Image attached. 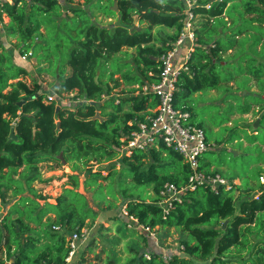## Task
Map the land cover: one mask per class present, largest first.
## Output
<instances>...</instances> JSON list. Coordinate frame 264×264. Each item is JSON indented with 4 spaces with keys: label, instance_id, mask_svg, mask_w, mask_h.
Masks as SVG:
<instances>
[{
    "label": "trees",
    "instance_id": "1",
    "mask_svg": "<svg viewBox=\"0 0 264 264\" xmlns=\"http://www.w3.org/2000/svg\"><path fill=\"white\" fill-rule=\"evenodd\" d=\"M74 1L0 2V199L5 202L7 191L18 196L9 210L0 214V264L65 262L69 237L92 226L98 210L76 190V173L65 174V186L54 203L40 204L37 198L45 197L37 193L34 183L53 178L43 177V164L50 169L67 164L75 171L79 164L90 161L101 165L96 170L88 168L86 185L102 192L108 182L98 180L113 181L115 177L122 195L121 216L109 220L123 218L131 230L144 235L155 232L159 240L171 229L177 232L179 245L173 253L137 250L132 245V254L123 264H264V183L259 180L264 168L254 179L257 185L232 183L237 176L231 174L226 176L230 189L186 188L182 201L164 213L159 204L164 184L186 185L189 164L161 140L149 149L134 148L129 154L121 147L138 122L145 120L143 111L157 104L154 93L142 88L158 79L159 56L171 48L182 28L185 1L116 0V10L112 8L114 0ZM191 10L206 19L195 24L196 40L186 62L188 70H182L177 78L174 106L189 111L194 122L189 99L204 90L222 91L227 99L239 101L240 113L250 111L246 100L264 103V0H196ZM96 12L114 20L97 19ZM69 18L75 21L69 25L70 37L52 43L56 55H63L61 59L37 58L46 63L41 71L56 78L50 90H43L38 82L26 79L28 69L21 64V54L31 52L32 57L35 47H50L45 39L49 23L54 21L51 29L61 33ZM135 22L138 26L133 27ZM155 26L172 32L153 31ZM125 48L135 50L128 54ZM118 53L131 56V61L118 62L114 57ZM106 71H110L108 80H103ZM121 85L114 98L111 91ZM253 86L256 90H251ZM51 90L53 97L48 100ZM70 92H76L78 98L73 108L57 102ZM102 100L104 103H99ZM125 103L130 109H123ZM108 106L111 110L104 112ZM97 109L102 110L101 118H94ZM11 126L16 139L9 141ZM203 154L199 168L207 174L224 175L213 169L210 161L201 164ZM136 185L150 188L149 200L134 191ZM111 195L115 199L114 192ZM96 197L101 210L115 205L103 192ZM115 240H109L110 244ZM111 253L107 263L118 264V252L112 248ZM76 257L77 252L76 263H86L84 255L79 260Z\"/></svg>",
    "mask_w": 264,
    "mask_h": 264
},
{
    "label": "rangeland",
    "instance_id": "2",
    "mask_svg": "<svg viewBox=\"0 0 264 264\" xmlns=\"http://www.w3.org/2000/svg\"><path fill=\"white\" fill-rule=\"evenodd\" d=\"M60 1L62 4L64 3V0ZM74 2L76 4H81L83 0H75ZM84 8L87 11H91L88 5H84ZM3 18L4 21L8 20L6 15H3ZM96 18L104 21L112 19L103 17L102 15L99 16L98 12H96ZM205 19L204 16L197 15L195 21L196 23H199ZM67 22V25L61 30V33H59L60 31L56 28L51 29V27L55 25V22H50L46 29L47 34L45 39L48 41L49 46H51L48 48L35 47L34 56L27 58L21 63L28 69L26 79L38 82L43 90H50L56 81V78L46 71H41L46 68V63H39L37 58L48 56L55 61L61 59L63 55H56L52 43L53 40H59V37H70L69 25H73L75 21L74 19L69 18ZM136 26H138V24L136 22L133 23V27ZM159 28H163V26H155L153 27V31L158 30L162 32ZM0 29H2L1 26ZM4 43L7 47H11V44L6 42V40ZM124 50V53L131 54L135 49L125 48ZM14 51L15 54L17 53L18 55L17 49ZM124 53L114 55L118 62L131 61V56L125 55ZM107 67L111 70L109 66ZM104 69L105 66L102 70L104 71ZM68 72L69 67H66L65 74ZM109 73L110 71H106L103 80H108ZM114 76L118 77L119 74H115ZM120 82L122 83L121 79ZM109 84L112 85L113 82L109 81ZM121 88H123V85L113 89L111 95L116 98ZM251 90H256V86H253ZM75 95L76 92L65 93L62 98L57 99V102L73 108L78 100ZM262 97H264V95ZM104 100L100 103H104ZM236 102L239 101L227 99L225 93L222 91L219 92L218 90H204L190 97L189 103L193 108V120L195 123L202 124L209 146V150L204 154L202 153L203 156L200 162L203 164L210 161L213 165L212 168L223 173L224 175L222 176L226 179L227 175H236L237 178L234 179L236 184H245L248 182L256 184L254 179L257 180V174L264 168V117H260V113L264 109V103L256 102L254 100H246V102H250V111L247 113H240V108H237ZM110 110L111 107L108 106L104 112H109ZM100 111L102 110H96L99 115ZM257 119H259V124L255 125ZM250 135L252 137H250ZM231 150H234V153ZM100 165L101 164L96 163L95 161H90L88 165L79 164V168L72 171L67 164L54 169H50L47 164H43L40 166L43 177L53 178L46 183H34L37 193L45 197L37 198L38 202L40 204L45 201L54 203L55 197L61 193L65 186L64 182L67 179L65 174L76 173L79 178V185L76 190L84 194L88 199L89 204L94 209L98 210V217L93 225L86 227L88 231L87 236L80 240L79 247L76 251V258L79 260L82 255H84L87 258L85 264H108V258L113 257L111 253L112 248H115V251L118 252L116 262L118 264H123L126 258L132 254L131 251H129L132 245L137 250L146 249L147 251L148 249H152L165 254L173 253L179 245L177 241V232H175L174 229H171L172 231L168 236L164 237L163 240H159L158 235L155 232L153 234L148 233V235H144L143 233L131 230V225L126 224V220L123 218H121L122 221L113 219L109 220L113 215L118 214L121 216L120 212L122 209V195L115 177L113 181L112 179L109 181L98 180L103 184L108 182L107 186L102 189V192L103 195H106L107 199H113L115 205L110 209L105 210H101V208L98 207L99 199H96L98 198L96 195L101 196L102 192L92 186L86 185L85 173L88 171V168L96 170ZM116 168L118 170L119 166ZM102 173L105 174L106 172L104 171ZM129 185L131 186V184ZM66 186L70 187L69 185ZM134 188V191H140L143 197L146 200H149L148 195H151L149 187L145 189L144 185H136ZM112 192L115 194V199L111 195ZM234 195H238L237 190L234 191ZM16 199H18V196H13L10 191H7L5 202H2L0 199V214L7 212ZM31 225L33 224L31 223ZM218 225H221V222L218 223ZM118 227H120V230ZM114 238L116 240L111 245L109 240H113ZM242 254H245V252L242 251ZM146 256L149 257L148 255Z\"/></svg>",
    "mask_w": 264,
    "mask_h": 264
},
{
    "label": "built area",
    "instance_id": "3",
    "mask_svg": "<svg viewBox=\"0 0 264 264\" xmlns=\"http://www.w3.org/2000/svg\"><path fill=\"white\" fill-rule=\"evenodd\" d=\"M2 1L11 2L12 0H0V2ZM184 1L185 17L182 19V28L175 41L171 43V48L159 56L158 79L142 88L144 91L151 90L156 96L155 110L151 115L146 116L145 120L138 122V128L130 132L121 146L122 150L129 154L134 148L149 149L155 145L156 140H161L166 147L176 151L189 164L191 173L186 185L177 186L172 182L164 184L159 201V204L163 206L164 213L168 212L176 202L182 201V195L186 188L195 189L198 186L207 185L211 190L216 191L219 186H223L225 189L231 187V182L222 175L207 174L199 168V157L209 147L204 129L190 120L189 111L177 108L173 104L177 78L182 70H188L186 62L196 40L194 28L197 14L191 10L196 0ZM185 42L188 44L185 50L180 52V47ZM29 57H31V52L21 54L22 60ZM52 97L53 94H49L48 100H51ZM259 180L264 183V173L260 175ZM232 183H235L234 180ZM123 213L127 214L125 210ZM141 227L143 228V226ZM87 234L86 228L71 234L68 242L70 250L65 262L61 264H78L74 261V256L80 240Z\"/></svg>",
    "mask_w": 264,
    "mask_h": 264
},
{
    "label": "water",
    "instance_id": "4",
    "mask_svg": "<svg viewBox=\"0 0 264 264\" xmlns=\"http://www.w3.org/2000/svg\"><path fill=\"white\" fill-rule=\"evenodd\" d=\"M112 8H113L114 10H116V0H114V3H113ZM57 71H58V67H56V72H57ZM57 76H58V75H57ZM97 78H98V72L96 73V76H95L94 79L97 80ZM53 93H54V91L51 90V91H50V94H53ZM90 103H91V104H95L96 101L91 100ZM99 103H100V102H99ZM263 115H264V109H263L262 112L260 113V117H262ZM94 118H101V117H100V115L96 112ZM258 124H259V119H257L255 125H258ZM14 139H16V136H15V133H14V126H11V130H10V133H9V136H8V140H9V141H12V140H14ZM231 151L234 153V150H231ZM59 157L64 161V159H63L61 153L59 154ZM112 163H114L113 160L110 161L108 165H111ZM225 225H226V221L224 222L223 227H224ZM11 264H14V263H11Z\"/></svg>",
    "mask_w": 264,
    "mask_h": 264
},
{
    "label": "crops",
    "instance_id": "5",
    "mask_svg": "<svg viewBox=\"0 0 264 264\" xmlns=\"http://www.w3.org/2000/svg\"><path fill=\"white\" fill-rule=\"evenodd\" d=\"M159 29H161L162 30V32L161 31H159L160 33H163V34H166V33H171L172 32V29L171 28H167V27H163V28H159ZM187 42H185L181 47H180V52H183L184 50H185V47L187 46ZM150 84H152V83H150ZM150 84H148V85H150ZM133 86V85H132ZM134 86H136V85H134ZM139 92V91H138ZM143 92H145V91H143ZM137 93V92H136ZM264 98V97H263ZM123 109L124 110H127V109H130V105L129 104H127V103H125L124 104V106H123ZM155 110V107H152V108H146V110H142L143 111V113H144V115H145V117L146 116H148V115H151L150 113H153V111ZM148 111L150 112V113H148Z\"/></svg>",
    "mask_w": 264,
    "mask_h": 264
}]
</instances>
